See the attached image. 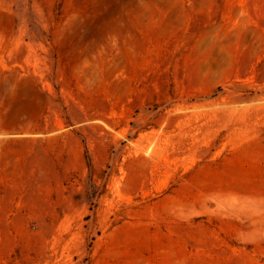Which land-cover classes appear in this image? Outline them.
Segmentation results:
<instances>
[{
    "label": "rangeland",
    "instance_id": "obj_1",
    "mask_svg": "<svg viewBox=\"0 0 264 264\" xmlns=\"http://www.w3.org/2000/svg\"><path fill=\"white\" fill-rule=\"evenodd\" d=\"M0 264H264V0H0Z\"/></svg>",
    "mask_w": 264,
    "mask_h": 264
}]
</instances>
